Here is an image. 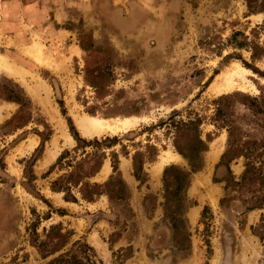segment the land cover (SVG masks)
<instances>
[{"label": "rangeland", "instance_id": "obj_1", "mask_svg": "<svg viewBox=\"0 0 264 264\" xmlns=\"http://www.w3.org/2000/svg\"><path fill=\"white\" fill-rule=\"evenodd\" d=\"M230 68L242 79L217 90ZM81 119L134 124L87 136ZM197 130L183 190L176 146L195 154ZM83 152L105 154L89 181L115 177L112 201L51 189L88 171L68 166ZM262 160L264 0H0V264H80L85 246L96 264H264V189L238 185Z\"/></svg>", "mask_w": 264, "mask_h": 264}, {"label": "trees", "instance_id": "obj_2", "mask_svg": "<svg viewBox=\"0 0 264 264\" xmlns=\"http://www.w3.org/2000/svg\"><path fill=\"white\" fill-rule=\"evenodd\" d=\"M218 104V109H216V115L219 116L221 114V108L219 105H221V103H223L224 101H215ZM225 120V119H224ZM227 120V119H226ZM70 122V121H69ZM189 125H192V123H188ZM186 126V123H182L181 126ZM70 128L73 129L72 124L70 123ZM50 134L47 135V138H45L43 141H45L46 139H48ZM74 139L77 142V147H82L84 148L85 146H95V147H101L102 145H104L105 141H100L98 139H94L93 141H85L84 139H81L80 137H78V135L76 133H74ZM195 141L197 144L196 147V153H186L184 152L182 149H180L178 146H176L178 152L187 160L188 165H189V172H183V171H179L176 170V182L179 185V187L183 190H185L186 187H188L189 185V180H190V175L192 173H195L199 170L202 169V153L205 152L207 150V144L206 142H204L201 139V134L200 131L197 130V134L195 137ZM81 144V145H80ZM84 157L82 159L81 162L77 163L75 162L73 164V161H69L68 162V166L71 167L72 169L75 170V172H77L78 174H80L82 172V167L84 165V163L87 162H92L94 161V164H92L89 168L88 171H86L84 174L80 175V180H77L73 183H69V186H59L56 187L58 181H55L52 183L51 189L53 191L56 192H64V193H68L69 196H66V201H73L76 202V198L74 199V197H72L71 194V189L72 188H76L78 190V192L80 193L81 197L83 200L87 201V202H92L94 201L97 197H100L101 195H106L108 196L109 200L112 201L113 200V195L111 194V191H108L107 188L109 186L112 185L113 180L115 179V177H111L107 182H105L104 184H98V183H91L89 180L91 177H93L96 173L99 172V170L101 169L102 166V161L105 159V154L101 153L98 156V153H86L83 152ZM69 155V152H64L62 153L58 159L56 164H60L65 157ZM243 156H245L247 158V156L244 154ZM98 157H101L99 161H97L96 159ZM249 160V159H248ZM85 161V162H83ZM113 171L116 174V176H118V184H120V187L117 191V198L120 200H124L127 198L128 195V190L126 187L125 182L120 178V173H119V169L116 163L113 164ZM133 175L135 177L136 180L140 179V174L143 172V168L142 165L138 166L135 162H133ZM167 173V169L164 170V175ZM73 175V174H71ZM73 177V176H72ZM259 180V185L261 187V189H264L263 184H264V160L261 161V164L259 167H255L253 162L251 163H247L246 164V170L241 178V182L238 184L240 185L241 183H248V184H253L255 183L256 180ZM166 178L164 177V182H165ZM168 189H165V192L167 193ZM167 196V195H166ZM167 198V197H166ZM258 207H262L264 208V194L262 196V198H260V203L258 206H253L250 209H255ZM264 218V217H263ZM36 223H32L31 224V228L35 229L36 227ZM57 228H52V230H56ZM59 229V228H58ZM57 234L61 237L63 236L61 233ZM56 250V249H55ZM54 250V251H55ZM80 252L83 253V257H82V261L84 262H80V264H96L94 263V261H92V259L90 258L89 251L90 248L88 246H85V249L80 248L79 249ZM58 262V260H56ZM62 261V259L59 260V262ZM74 264H78V263H74Z\"/></svg>", "mask_w": 264, "mask_h": 264}, {"label": "bare ground", "instance_id": "obj_3", "mask_svg": "<svg viewBox=\"0 0 264 264\" xmlns=\"http://www.w3.org/2000/svg\"><path fill=\"white\" fill-rule=\"evenodd\" d=\"M239 67V66H238ZM238 69H233L230 68L229 70H225V72H223L222 74H220L217 77L216 83H215V87L217 90H228L230 88H232V86H235L236 82L234 80L238 79H242L240 77V73H238ZM242 70V69H241ZM244 70H242L241 72L243 73ZM134 123L131 120H121L119 122H115V123H108L104 126H102L100 124L99 121L94 120V119H90V120H86V119H81L78 121V126L81 129V132L84 135L87 136H92L95 134H99L100 132H111V133H115L119 130H123V129H127L128 127L132 126ZM217 151H215L216 153ZM215 155V154H214ZM165 162V160L163 159L162 163Z\"/></svg>", "mask_w": 264, "mask_h": 264}, {"label": "crops", "instance_id": "obj_4", "mask_svg": "<svg viewBox=\"0 0 264 264\" xmlns=\"http://www.w3.org/2000/svg\"><path fill=\"white\" fill-rule=\"evenodd\" d=\"M218 152V151H217ZM216 152V153H217ZM101 170V169H100ZM192 187H193V183H191L190 185H189V187H188V189H192ZM195 211V210H194ZM190 214H192L191 216H192V218H194V214H193V212H191ZM189 214V215H190ZM191 216H190V218H191Z\"/></svg>", "mask_w": 264, "mask_h": 264}]
</instances>
